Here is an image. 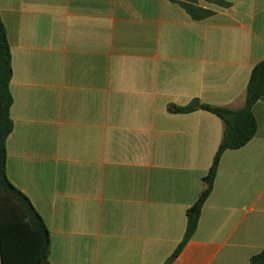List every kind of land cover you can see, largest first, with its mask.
Masks as SVG:
<instances>
[{
  "label": "crops",
  "instance_id": "crops-1",
  "mask_svg": "<svg viewBox=\"0 0 264 264\" xmlns=\"http://www.w3.org/2000/svg\"><path fill=\"white\" fill-rule=\"evenodd\" d=\"M202 21L172 0H0L13 57L7 174L45 220L51 264H164L182 241L224 124L264 61V0ZM258 133L226 151L172 264H250L264 249ZM1 264V257H0Z\"/></svg>",
  "mask_w": 264,
  "mask_h": 264
},
{
  "label": "trees",
  "instance_id": "trees-1",
  "mask_svg": "<svg viewBox=\"0 0 264 264\" xmlns=\"http://www.w3.org/2000/svg\"><path fill=\"white\" fill-rule=\"evenodd\" d=\"M184 9L194 21H202L216 13L199 7V0H172ZM220 8H230L226 0H205ZM13 79V57L6 26L0 9V257L1 264H51V235L48 226L31 199L10 181L7 174V140L14 131L11 118L13 95L10 84ZM264 101V61L252 70L246 89L245 106L239 110L216 107L195 99L185 107L170 106L176 114H189L204 110L219 117L224 124L220 146L208 174L203 178V190L197 202L186 213L185 235L174 253L164 264H172L186 244L193 238L201 213L215 187L223 154L238 150L253 140L258 133V121L254 113L258 102ZM250 264H264V249L252 256Z\"/></svg>",
  "mask_w": 264,
  "mask_h": 264
}]
</instances>
